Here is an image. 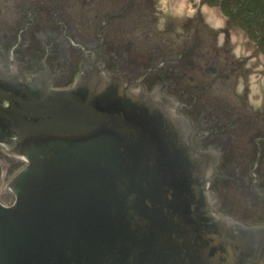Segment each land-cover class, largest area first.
Returning a JSON list of instances; mask_svg holds the SVG:
<instances>
[{
	"label": "water",
	"instance_id": "obj_1",
	"mask_svg": "<svg viewBox=\"0 0 264 264\" xmlns=\"http://www.w3.org/2000/svg\"><path fill=\"white\" fill-rule=\"evenodd\" d=\"M106 67L50 89L0 63V151L23 164L2 188L0 264H264V225L215 212L217 148Z\"/></svg>",
	"mask_w": 264,
	"mask_h": 264
},
{
	"label": "flooded vegetation",
	"instance_id": "obj_2",
	"mask_svg": "<svg viewBox=\"0 0 264 264\" xmlns=\"http://www.w3.org/2000/svg\"><path fill=\"white\" fill-rule=\"evenodd\" d=\"M210 2L250 50L233 54L199 11L160 36L145 28L144 0H0V63L29 79L48 72L50 89H66L81 61L100 60L103 72L171 97L191 128L188 144L218 150V212L264 225L263 37L249 38Z\"/></svg>",
	"mask_w": 264,
	"mask_h": 264
},
{
	"label": "rangeland",
	"instance_id": "obj_3",
	"mask_svg": "<svg viewBox=\"0 0 264 264\" xmlns=\"http://www.w3.org/2000/svg\"><path fill=\"white\" fill-rule=\"evenodd\" d=\"M144 8L147 18L145 20V28H151V30L160 36L178 33L180 25L183 22V17L199 11L203 19L209 23L210 28L218 34L219 43L222 40H229L233 54L241 50V45L242 50L244 48H246L245 50H250L249 44L246 43L243 34L237 29L228 28L226 20L220 15L218 9L216 7H208L206 0H144ZM245 43L246 45H244ZM259 60L264 61L261 57H259ZM253 78L250 77L249 80L253 82ZM252 91L255 93L254 90ZM0 161L5 165L0 186V197H2V201H6L7 195L2 193V188L23 164L6 156L1 151ZM216 169L217 163L213 165L215 172H217ZM210 191L212 192L211 189ZM215 212L218 213L216 206Z\"/></svg>",
	"mask_w": 264,
	"mask_h": 264
},
{
	"label": "trees",
	"instance_id": "obj_4",
	"mask_svg": "<svg viewBox=\"0 0 264 264\" xmlns=\"http://www.w3.org/2000/svg\"><path fill=\"white\" fill-rule=\"evenodd\" d=\"M219 3L221 13L233 27L242 29L249 38L256 35L264 42V0H211V5Z\"/></svg>",
	"mask_w": 264,
	"mask_h": 264
}]
</instances>
